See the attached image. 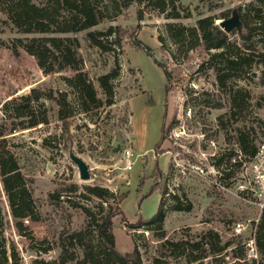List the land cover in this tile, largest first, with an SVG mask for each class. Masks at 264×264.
<instances>
[{
  "label": "rangeland",
  "instance_id": "obj_1",
  "mask_svg": "<svg viewBox=\"0 0 264 264\" xmlns=\"http://www.w3.org/2000/svg\"><path fill=\"white\" fill-rule=\"evenodd\" d=\"M255 1L179 0V19L160 15L151 7L146 8L145 3L134 4L117 17H110L113 11L109 5L107 17L95 27L78 33L46 35L78 39L82 69L101 99L104 97L97 78L111 71L117 61L120 76L114 83V104L87 113L80 110L74 90L64 80L74 76V70L46 72L22 48L18 56L13 55L7 46L14 39L44 35L19 32L8 18L7 4L0 2V130L5 127L7 133L6 141H0V150L5 147L18 158L39 217L37 221L14 219L0 176V249L3 245L9 257L6 263L0 253V264L52 262L59 259L61 244L82 257V248L72 249L67 238L88 225L84 207L99 212L101 200L86 193L87 185L101 186L114 194L112 204L118 202L122 210L113 219L116 249L126 254L137 246L143 264H155L156 259L159 264H187L185 258H175L171 249L162 247L157 227H131L139 221L152 220L159 209L163 213L161 232H165V240L194 239L208 229L219 232L224 241L234 237L237 242L244 241L251 232L257 234L260 206L230 184L239 170L231 180H224L221 167L216 164L230 151L239 153V127L253 132L256 146L264 138V62L253 66L251 78L234 83L235 88L248 91L250 99L247 109L229 121V95L218 88L216 71L210 62L216 51H207L202 45L178 50L167 31L170 23L193 28L204 17L221 18L230 12V18L234 9ZM111 2L98 0L100 7ZM140 10L144 13L142 19ZM186 14L190 15L185 17ZM110 26H119L125 32L120 46L112 44L114 50L106 52L89 44V31H105ZM231 39L243 46L238 32ZM138 41L151 50L152 56L137 47ZM155 59L171 75L169 92L164 71ZM32 88L68 93L74 110L68 120L69 131H65L58 118V106L49 99L40 101L48 123L19 129L12 105L7 109L5 105ZM179 129L181 137L170 139L171 132ZM127 149L135 154L132 170L125 169ZM70 150L88 164L90 180L80 179L77 166L69 158ZM58 193L60 198H51V194ZM175 204L184 209L190 206V210H174ZM103 205L108 211V205ZM237 222L248 228L236 236ZM89 238L87 233L86 241ZM12 251L16 253L13 258ZM262 261L260 255L259 262ZM202 264L242 263L228 251L224 256L205 259Z\"/></svg>",
  "mask_w": 264,
  "mask_h": 264
},
{
  "label": "trees",
  "instance_id": "obj_2",
  "mask_svg": "<svg viewBox=\"0 0 264 264\" xmlns=\"http://www.w3.org/2000/svg\"><path fill=\"white\" fill-rule=\"evenodd\" d=\"M36 3L33 0H0L7 4L5 8L11 23L23 34H40L44 37H34L29 40L16 38L7 47L11 49L14 56H18L19 49H24L29 55L36 58L38 65L46 72H58L67 68L76 73L72 77L64 78L66 84L75 92V101L80 110L84 113L92 109H99L102 106L114 104L115 90L114 83L120 76V67L115 61V66L106 74L97 78L104 99L98 97L97 90L88 76L82 69V60L79 57V41L71 37L46 36L48 34H70L78 33L97 26L106 16L107 11L112 9L113 16L117 17L123 9H128L134 4L139 6L145 3V7L158 14H165L167 18H181L179 0H111L110 4L100 7L98 0H40ZM110 5V7H109ZM243 23V32L239 34L243 46L237 45L218 24L217 19H227L230 12H226L221 18L213 16L204 17L197 21L196 27L186 28L179 24L167 25V31L172 41L179 49H193L202 45L205 50H215L210 62L216 71L218 88L226 92L230 99V120H235L240 113L248 107L250 93L246 90L235 88V82L252 77L253 66L264 62V0L251 2L245 8L237 9ZM169 11V12H168ZM139 18H143V12L139 11ZM190 14H186L188 17ZM125 32L119 26H110L105 31H89L86 39L89 44L102 51L114 50L111 45H121ZM256 39V40H255ZM255 40V41H254ZM138 48H144L152 56L151 50L136 42ZM259 46L261 48H259ZM258 50V51H257ZM187 51V50H186ZM257 59V60H256ZM155 63L162 68L166 77V91L169 92L171 75L155 59ZM49 99L58 106V118L63 123L65 131H69L68 120L74 115L73 106L67 92L60 90H43L32 88L29 93L17 96L5 105L7 109L12 105V114L19 121L18 127L21 130L35 128L40 124H47L46 111L42 108L40 101ZM38 106H35L36 104ZM223 122V121H222ZM221 125H224L221 123ZM225 126V125H224ZM6 129L0 130V141H6ZM164 137V132L162 140ZM161 140V142H162ZM161 142L156 151H159ZM236 144L243 154L242 161H250L256 153L257 146L254 143L253 132L246 127L236 129ZM235 152H229L218 159L216 166L221 167V174L224 180H231L234 172L240 169L242 163L237 160ZM234 160V164L232 162ZM20 162L13 152L2 147L0 150V176L4 186L11 213L15 220L22 221L30 218L33 221L39 219L32 193L27 187L26 178L21 171ZM235 167L236 170L232 169ZM162 175L161 172H158ZM232 184V181L230 182ZM74 191L76 186H74ZM88 195L101 200L99 212H93L88 207L83 210L89 218V223L81 231H73L67 240L73 247L82 248L83 255L77 252H69L65 244H61L62 252L59 259L52 262L38 261L36 264H143L140 250L137 246L133 251L121 254L116 249V240L113 233V219L122 214V210L116 204H112L115 196L107 188L101 186H85ZM164 194V192L162 193ZM57 195V197H56ZM60 193L51 194V198H60ZM175 199H178L177 197ZM103 204H107L108 211ZM174 210H190V206L183 208L175 204ZM163 213L159 209L150 221H139L131 225L132 228L157 229L162 240V247L171 249V254L185 258L187 264H202L210 257L224 256L231 251L232 257L245 259V250L241 241L236 238L224 241L219 232L213 229L200 232L194 239H181L178 242L165 240V232L162 231ZM21 226V223H18ZM90 238L86 241V234ZM256 244L262 256L264 264V208L258 224ZM51 248H48L50 250ZM46 250V249H45ZM0 253L4 262L7 263V250L1 245ZM12 258L16 253L12 251ZM245 264H255L244 262ZM155 264H159L156 259Z\"/></svg>",
  "mask_w": 264,
  "mask_h": 264
},
{
  "label": "built area",
  "instance_id": "obj_3",
  "mask_svg": "<svg viewBox=\"0 0 264 264\" xmlns=\"http://www.w3.org/2000/svg\"><path fill=\"white\" fill-rule=\"evenodd\" d=\"M182 130H173L170 134V139L180 138ZM125 162L127 170H132L135 164V154L130 149L125 150ZM237 160L241 161L242 165L239 169L237 177L233 179L232 184L236 186L237 190L244 197L253 198L262 209L264 208V138L257 145L256 153L250 161H242L243 154L239 150L237 153ZM248 227L242 222L235 223L234 235H241ZM245 250V259L239 262L245 264L249 263L259 264L260 252L256 244V235L251 232L249 237L241 241Z\"/></svg>",
  "mask_w": 264,
  "mask_h": 264
},
{
  "label": "water",
  "instance_id": "obj_4",
  "mask_svg": "<svg viewBox=\"0 0 264 264\" xmlns=\"http://www.w3.org/2000/svg\"><path fill=\"white\" fill-rule=\"evenodd\" d=\"M217 24L228 34L232 33L233 31H237L239 34L243 32V23L237 9H234L232 11V15L230 18L219 19ZM253 75H255V73ZM22 93H24V91ZM69 158L77 166L80 179L83 181L90 180L91 173L88 164L82 158L76 155L73 150L69 151Z\"/></svg>",
  "mask_w": 264,
  "mask_h": 264
}]
</instances>
